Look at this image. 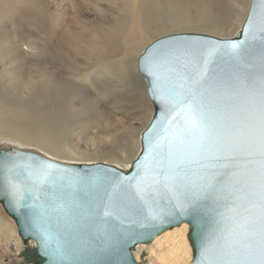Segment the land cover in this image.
Segmentation results:
<instances>
[{
  "label": "bare ground",
  "instance_id": "6f19581e",
  "mask_svg": "<svg viewBox=\"0 0 264 264\" xmlns=\"http://www.w3.org/2000/svg\"><path fill=\"white\" fill-rule=\"evenodd\" d=\"M63 1L0 0V144L125 170L139 154L155 111L138 66L145 48L177 33L232 38L251 5V0H78L79 30L68 32L62 29L69 17ZM55 5L63 8L56 10L60 26L42 17ZM1 243L17 251L23 247L15 222L0 210ZM134 257L138 264H190L188 223L139 243Z\"/></svg>",
  "mask_w": 264,
  "mask_h": 264
},
{
  "label": "snow or ice",
  "instance_id": "6c2138e0",
  "mask_svg": "<svg viewBox=\"0 0 264 264\" xmlns=\"http://www.w3.org/2000/svg\"><path fill=\"white\" fill-rule=\"evenodd\" d=\"M244 35L200 49L166 47L148 60L151 94L167 112L134 183L99 174L69 177L51 163L25 158L9 167L21 178L10 179L14 192L40 200L67 183L103 200L104 216L116 215L132 197L223 202L227 211L201 264H264V0H255ZM45 211L41 206V219ZM55 254L64 258L59 244Z\"/></svg>",
  "mask_w": 264,
  "mask_h": 264
},
{
  "label": "water",
  "instance_id": "95a60500",
  "mask_svg": "<svg viewBox=\"0 0 264 264\" xmlns=\"http://www.w3.org/2000/svg\"><path fill=\"white\" fill-rule=\"evenodd\" d=\"M254 3L255 0H251L246 20L232 38L177 33L161 37L145 48L138 66L147 81L155 111L141 135V150L128 169L105 162H64L38 151L0 144V205L15 222L22 240V249L14 251L20 264H138L134 249L139 243H149L163 231L184 222L189 225L193 246L190 264H201L209 235L218 227L220 213L227 211L223 202L201 200L192 203L182 198L173 199L171 194L150 197L147 202L132 197L124 201L116 215L104 216L103 200L94 193L85 196L67 183L59 191L45 193L40 200L27 191L15 193L10 179L13 183H20L21 178L9 173V167L19 160L31 158L32 161L51 163L69 177L87 179L99 174L113 181L123 179L126 183H134L148 153V145L160 134V122L167 112L166 106L151 94L152 77L144 70L146 63L158 50L166 47L183 45L200 49L243 40ZM76 202L79 207L75 206ZM62 203L64 208L59 207ZM41 206L46 209L43 219L38 215ZM57 244L64 258L55 254Z\"/></svg>",
  "mask_w": 264,
  "mask_h": 264
},
{
  "label": "rangeland",
  "instance_id": "374dc122",
  "mask_svg": "<svg viewBox=\"0 0 264 264\" xmlns=\"http://www.w3.org/2000/svg\"><path fill=\"white\" fill-rule=\"evenodd\" d=\"M77 3H78V0H64L63 2L60 3V4H64L65 7L68 5L67 13L69 14V17L67 19V22L62 26V29L64 28L68 32H75V31L79 30L80 24H79V21L75 17L76 14L78 13V8L76 7ZM104 8L109 9L110 7L104 6ZM57 9H59L58 10L59 12L61 10H63L62 5H57V6L55 5L53 7H50V9L45 10V12L42 14V17H43L45 23H48V25L55 24L57 26H60L61 14L60 13L57 14V12H56ZM104 13H107V11L104 10ZM56 17H58L57 22L55 19ZM107 17H108L107 14H104L103 20H105ZM58 33L61 34L60 32H58ZM54 40L56 43H58L59 42V35H56V38H54ZM54 47H56V45H54ZM134 81L136 84H139V81L137 78ZM137 99H138V96H137V98H135L132 101H138ZM151 106H152V103H151ZM130 117H131V115L128 114V115H126L125 119L128 120V122H129ZM0 210H1V214L4 217H6L8 220L11 221V219L1 209V206H0ZM14 227H15V225H14ZM14 251H17V249L16 248L15 249L9 248L7 246V243H1L0 244V264H14V260L18 259L15 256Z\"/></svg>",
  "mask_w": 264,
  "mask_h": 264
}]
</instances>
